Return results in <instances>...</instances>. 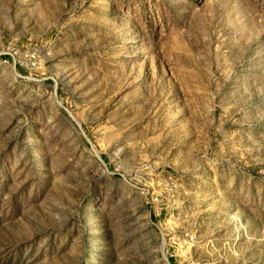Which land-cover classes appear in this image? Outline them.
I'll use <instances>...</instances> for the list:
<instances>
[{
  "label": "rangeland",
  "instance_id": "1",
  "mask_svg": "<svg viewBox=\"0 0 264 264\" xmlns=\"http://www.w3.org/2000/svg\"><path fill=\"white\" fill-rule=\"evenodd\" d=\"M0 264H264V0H0Z\"/></svg>",
  "mask_w": 264,
  "mask_h": 264
}]
</instances>
